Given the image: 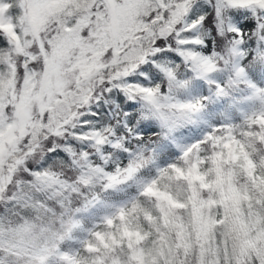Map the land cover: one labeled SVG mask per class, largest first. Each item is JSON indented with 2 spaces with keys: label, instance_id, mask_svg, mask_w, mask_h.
<instances>
[{
  "label": "snow or ice",
  "instance_id": "1",
  "mask_svg": "<svg viewBox=\"0 0 264 264\" xmlns=\"http://www.w3.org/2000/svg\"><path fill=\"white\" fill-rule=\"evenodd\" d=\"M0 264H264V0H0Z\"/></svg>",
  "mask_w": 264,
  "mask_h": 264
}]
</instances>
